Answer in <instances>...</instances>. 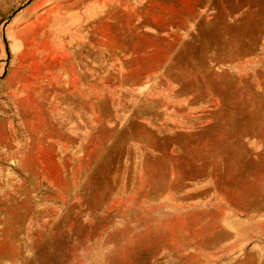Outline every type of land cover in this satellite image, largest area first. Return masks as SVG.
Here are the masks:
<instances>
[{"label":"rangeland","instance_id":"obj_1","mask_svg":"<svg viewBox=\"0 0 264 264\" xmlns=\"http://www.w3.org/2000/svg\"><path fill=\"white\" fill-rule=\"evenodd\" d=\"M0 264H264V0H0Z\"/></svg>","mask_w":264,"mask_h":264}]
</instances>
